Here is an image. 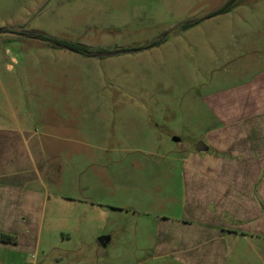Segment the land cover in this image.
I'll use <instances>...</instances> for the list:
<instances>
[{"label":"rangeland","instance_id":"1","mask_svg":"<svg viewBox=\"0 0 264 264\" xmlns=\"http://www.w3.org/2000/svg\"><path fill=\"white\" fill-rule=\"evenodd\" d=\"M227 2L0 0V125L25 121L43 144L28 156L44 168L28 160L27 177L73 183L71 200L45 202L39 247L0 251V264H179L156 256L150 229L181 213V195L152 194L150 166L180 163L218 131H264V0L215 14ZM250 244L225 264H264Z\"/></svg>","mask_w":264,"mask_h":264},{"label":"crops","instance_id":"2","mask_svg":"<svg viewBox=\"0 0 264 264\" xmlns=\"http://www.w3.org/2000/svg\"><path fill=\"white\" fill-rule=\"evenodd\" d=\"M15 122L0 125V234L12 237L0 240V251L13 259L39 247L45 202L49 195L71 200L73 185L55 189L39 174L27 177L28 160L35 169L44 168L41 160L28 156L42 155L44 146L27 141L25 121ZM204 145L205 151L188 149L178 164L149 168L152 194L181 195V213L157 214L150 229L156 256L179 264H225L239 240L264 248V131H218Z\"/></svg>","mask_w":264,"mask_h":264},{"label":"trees","instance_id":"3","mask_svg":"<svg viewBox=\"0 0 264 264\" xmlns=\"http://www.w3.org/2000/svg\"><path fill=\"white\" fill-rule=\"evenodd\" d=\"M233 6H234V0H229V2L226 4V6L223 9L217 11L215 14L227 12ZM3 32H8V30L2 29L1 33H3ZM27 35L31 38H34V39L52 42L56 46L65 48V49H67V50H69L75 54H78V55H81L84 57L90 58V57L102 56V54H103L102 50L93 49L92 47H89V46L83 45V44L58 41L56 39H52V38H50V37H48L42 33H38V32L27 33ZM0 240L5 241V242H9L12 240V237L9 235L0 234Z\"/></svg>","mask_w":264,"mask_h":264},{"label":"water","instance_id":"4","mask_svg":"<svg viewBox=\"0 0 264 264\" xmlns=\"http://www.w3.org/2000/svg\"><path fill=\"white\" fill-rule=\"evenodd\" d=\"M0 33H1V30H0ZM197 150L199 151V152H201V151H205L206 150V146L203 144V143H198V145H197ZM109 237H101L100 239H99V243L102 245V246H106L107 244H108V242H109Z\"/></svg>","mask_w":264,"mask_h":264},{"label":"flooded vegetation","instance_id":"5","mask_svg":"<svg viewBox=\"0 0 264 264\" xmlns=\"http://www.w3.org/2000/svg\"><path fill=\"white\" fill-rule=\"evenodd\" d=\"M237 1H238V0H234V5L237 3ZM228 2H229V0H228ZM228 2H227V3H228Z\"/></svg>","mask_w":264,"mask_h":264}]
</instances>
